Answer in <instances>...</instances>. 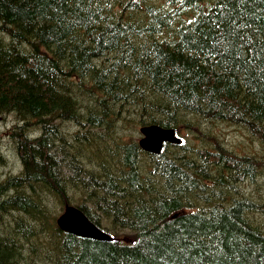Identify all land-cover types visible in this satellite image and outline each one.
I'll list each match as a JSON object with an SVG mask.
<instances>
[{
	"label": "trees",
	"instance_id": "trees-1",
	"mask_svg": "<svg viewBox=\"0 0 264 264\" xmlns=\"http://www.w3.org/2000/svg\"><path fill=\"white\" fill-rule=\"evenodd\" d=\"M0 114L22 161L0 182V264H264L247 185L264 166V0H0ZM151 123L190 138L153 153L125 134ZM68 204L112 239L61 229Z\"/></svg>",
	"mask_w": 264,
	"mask_h": 264
},
{
	"label": "rangeland",
	"instance_id": "rangeland-1",
	"mask_svg": "<svg viewBox=\"0 0 264 264\" xmlns=\"http://www.w3.org/2000/svg\"><path fill=\"white\" fill-rule=\"evenodd\" d=\"M17 118L14 114H6V118L0 114V154L4 162L0 161V182L7 179L9 176L17 174L22 169V161L16 150V147L10 137L8 136L9 130L16 122ZM134 126L127 127L125 134L129 137L133 135L136 139H139L140 132H135ZM221 137L225 140L223 142L232 149H237L242 152L248 153H261L262 146L252 136H247L239 128L235 126H229L226 124H219V130ZM182 136L190 138V134L187 131H183ZM227 143V144H226ZM261 174L258 175L257 181L248 182L250 191L260 201H264V166L262 167ZM130 234H122L121 237L130 241Z\"/></svg>",
	"mask_w": 264,
	"mask_h": 264
},
{
	"label": "water",
	"instance_id": "water-1",
	"mask_svg": "<svg viewBox=\"0 0 264 264\" xmlns=\"http://www.w3.org/2000/svg\"><path fill=\"white\" fill-rule=\"evenodd\" d=\"M142 134L139 144L147 151L160 153L165 143H180L181 137L175 128L165 127L157 123L146 124L140 127ZM59 227L65 231L100 240H110L112 236L96 223L76 205H66L57 218Z\"/></svg>",
	"mask_w": 264,
	"mask_h": 264
},
{
	"label": "bare ground",
	"instance_id": "bare-ground-1",
	"mask_svg": "<svg viewBox=\"0 0 264 264\" xmlns=\"http://www.w3.org/2000/svg\"><path fill=\"white\" fill-rule=\"evenodd\" d=\"M4 118H6V114H2ZM8 136H9V133H8ZM10 137V136H9ZM0 161L4 162L2 157H1V154H0ZM15 175V174H14Z\"/></svg>",
	"mask_w": 264,
	"mask_h": 264
}]
</instances>
